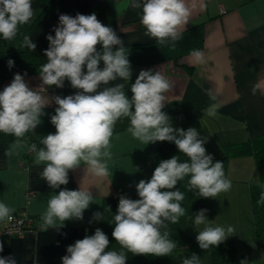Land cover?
<instances>
[{"label": "clouds", "instance_id": "obj_1", "mask_svg": "<svg viewBox=\"0 0 264 264\" xmlns=\"http://www.w3.org/2000/svg\"><path fill=\"white\" fill-rule=\"evenodd\" d=\"M128 6L140 10L144 35L160 45L171 41L174 46L181 39V29L188 24L195 4L189 6L186 0H129ZM33 14L32 0H0V37L13 40ZM53 31L54 36L46 37L47 60L39 70L41 86L30 87L25 81L26 73H17L0 91V133L15 137L17 143L34 133L46 107L53 101L56 105L55 114L50 117L55 133L41 138L42 147L31 144L29 148L35 153L34 165L43 166L41 178L49 188L58 190L49 195L46 208L40 213V228L58 231L66 221L83 220L94 199L92 192L81 186L82 181L75 190L62 186L69 183V172L82 165L85 177L109 176L114 127L127 118V131L134 140L144 145L172 142L187 159L182 161L180 155H173L161 160L150 179H141L135 185L138 199L119 197L111 234L119 250H109L108 235L96 228L94 234L67 246L62 264H126L128 253L170 256L177 242L170 238L168 224L177 223L186 214L181 206L185 193L177 188L178 183L187 178L188 191H195L202 198H216L232 187L223 162H214L204 146L207 137L201 138L196 128L173 127L171 118L163 111L173 85L159 70H141L130 85L129 98L125 91L132 77L128 50L116 31L100 22L94 13H78L74 17L61 14ZM21 47L35 51L36 44L25 35ZM191 56L196 63L205 62L199 50H193ZM14 63L9 59V68ZM118 79L124 83L109 86ZM65 81L76 90L74 94L49 97L40 90L51 86L63 88ZM259 87L252 88L253 95ZM216 108L210 106L207 114L215 116ZM257 204H264V191ZM14 212L13 207L0 201V223L11 221ZM206 212L207 209H201L194 217L195 225H205L196 235L202 250L219 246L235 231L232 226L211 224ZM92 220H104V214L95 212ZM0 264H17V260L14 256H0ZM182 264H201V259L193 253L183 258Z\"/></svg>", "mask_w": 264, "mask_h": 264}, {"label": "crops", "instance_id": "obj_2", "mask_svg": "<svg viewBox=\"0 0 264 264\" xmlns=\"http://www.w3.org/2000/svg\"><path fill=\"white\" fill-rule=\"evenodd\" d=\"M96 1L105 2L108 26L116 31L128 50L132 77L125 91L129 98L130 85L141 70H159L173 85L163 111L171 119L181 118L186 130L194 127L201 138L207 137L204 146L214 159L226 156L225 145L264 134V0H186L189 6L195 4V7L188 24L181 29V39L174 46L171 41L160 45L144 35L140 10L131 9L129 0ZM34 16L35 12L32 19ZM30 22L24 25L23 38ZM13 49L9 47L7 51ZM193 50L204 54L203 64L194 61ZM13 77L0 75V91ZM25 81L32 88L42 84L39 74L25 76ZM117 83L124 81L118 79L109 86ZM256 85L260 87L253 95L252 88ZM40 90L49 97H63L76 91L68 81L63 88L51 86ZM212 105L217 106L215 116L207 114ZM55 107L54 101L46 107L41 124L19 143L15 137L0 133V201L13 207L15 212L26 211L34 225L20 235L0 238L3 241L0 256H14L17 264H62L68 243L80 229L97 225L98 221L92 217L93 213L100 212L102 199L136 193L135 185L141 179H150L163 160L157 142L144 145L134 140L127 131L129 120L122 118L116 123L111 138L109 176L85 177L82 165L69 172V183L62 186L75 190L82 181L81 186L92 192L94 199L83 220H69L58 231H44L40 228V213L46 208L49 195L58 190L49 188L41 178L43 166L34 165L35 153L29 148L31 142L42 147L41 138L55 133L50 122ZM226 176L232 182L231 190L216 198H207L202 209H207L211 224L235 228L236 239L241 240L235 239V247L244 255L245 264H264V246L253 240L249 200V187L264 178V170L261 172L256 167L250 155L233 156L228 158ZM238 204L240 211L235 209ZM220 212H225L226 218L215 222ZM204 227L197 226L199 231Z\"/></svg>", "mask_w": 264, "mask_h": 264}, {"label": "trees", "instance_id": "obj_3", "mask_svg": "<svg viewBox=\"0 0 264 264\" xmlns=\"http://www.w3.org/2000/svg\"><path fill=\"white\" fill-rule=\"evenodd\" d=\"M33 12L35 16L30 22L26 35L30 36L36 44L35 51L27 48H15L7 51L17 40L18 35L10 41L0 37V75L1 78L13 77L19 73L25 76L39 74L40 67L46 63L45 50L48 48L47 35H55L53 29L58 26L59 16L67 14L75 16L78 13L84 15L95 14L100 22L108 26L107 11L104 1L96 0H32ZM13 60L14 66L9 68L8 60ZM172 125L176 128L186 126L181 118H172ZM163 159H169L173 155H180V159L187 157L180 154L172 142H157ZM226 156L214 159L223 162L224 171H227V161L229 157L250 155L253 157L256 167L264 170V134L235 144L225 145ZM187 178L178 183L177 188L185 193V199L181 206L186 209V214L179 218L175 224L169 223L167 231L170 238L177 242V248L170 256L155 257L145 255H132L128 253L126 264H182L185 257H191L193 253L201 259V264H241L245 261L244 255L238 253L235 247V240L224 241L217 247H210L202 250L197 241L196 235L199 233L197 225L194 224L195 215L203 208L206 198L200 197L195 191H188L186 188ZM264 191V178L257 184L249 187L250 210L253 218V240L254 243L264 246V204L258 205L261 192ZM127 198L138 199V194H123ZM115 195L102 199L100 212L104 214V220L98 221L94 226H83L76 237L68 243L74 244L78 239H83L85 235H92L96 228L102 229L109 237V250H119V245L112 237L114 229V214H116L119 197Z\"/></svg>", "mask_w": 264, "mask_h": 264}, {"label": "built area", "instance_id": "obj_4", "mask_svg": "<svg viewBox=\"0 0 264 264\" xmlns=\"http://www.w3.org/2000/svg\"><path fill=\"white\" fill-rule=\"evenodd\" d=\"M31 144H34V142H31L30 145ZM12 215L13 219L11 221L1 224L0 238L20 235L26 229H30L34 226L33 220L29 218L26 211L21 210Z\"/></svg>", "mask_w": 264, "mask_h": 264}, {"label": "rangeland", "instance_id": "obj_5", "mask_svg": "<svg viewBox=\"0 0 264 264\" xmlns=\"http://www.w3.org/2000/svg\"><path fill=\"white\" fill-rule=\"evenodd\" d=\"M19 29H20V36H18L17 40L13 43V45H11L14 49L21 47V45L19 46V43L21 44V42L23 40V35L25 34V26L24 25L20 26ZM238 207H239V204H238V206L235 207L236 211H238V210L240 211L241 207H239V208ZM231 209H233V208H231ZM234 214H235V211H234ZM225 218H226V213L225 212H220L217 215V217L215 218V222H217L218 220H220L222 222L223 220H225ZM209 219H210V214H209ZM235 233L237 234L238 232L235 230V232H233L232 235L228 236L225 241L235 240L236 239ZM239 233H240V230H239ZM236 240L241 242V240L239 238L236 239Z\"/></svg>", "mask_w": 264, "mask_h": 264}]
</instances>
